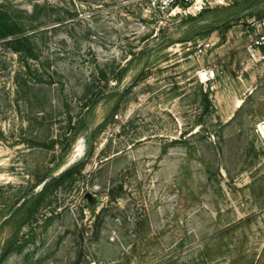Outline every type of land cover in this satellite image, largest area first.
<instances>
[{
  "label": "rangeland",
  "instance_id": "obj_1",
  "mask_svg": "<svg viewBox=\"0 0 264 264\" xmlns=\"http://www.w3.org/2000/svg\"><path fill=\"white\" fill-rule=\"evenodd\" d=\"M184 5L0 0V264H264V0Z\"/></svg>",
  "mask_w": 264,
  "mask_h": 264
},
{
  "label": "trees",
  "instance_id": "obj_2",
  "mask_svg": "<svg viewBox=\"0 0 264 264\" xmlns=\"http://www.w3.org/2000/svg\"><path fill=\"white\" fill-rule=\"evenodd\" d=\"M187 5H188V3H186V5H184V6H187ZM3 22H5V20L0 17V25H2V27H0V37L7 38L10 36L12 39L7 40V42L11 45H15L16 50H20V48L25 47V45L28 41L27 40L25 42V40L27 38L16 35L17 32H19V29H17L16 26L10 25L8 23H3ZM96 100L97 99H95L93 101L95 102ZM80 124H81V128L85 127L84 119L80 120ZM102 128H103V124L99 127L98 131L102 130ZM82 167H83V162L76 163V164L72 165L71 167H69L68 169H66L64 172H62L59 176L51 178L47 182V184L44 186V188L36 195L33 210H36V208L46 199L47 195L50 193V191H52L53 188H55L56 186H58L59 184H61L62 182H64L68 178H72L75 175H77V176L80 175L81 171H82ZM32 214L33 213H31L30 215H32ZM30 215H29V217H30Z\"/></svg>",
  "mask_w": 264,
  "mask_h": 264
},
{
  "label": "built area",
  "instance_id": "obj_3",
  "mask_svg": "<svg viewBox=\"0 0 264 264\" xmlns=\"http://www.w3.org/2000/svg\"><path fill=\"white\" fill-rule=\"evenodd\" d=\"M191 0H146L148 6H150L153 10L159 13L167 12L172 6L177 3L182 5L190 2ZM258 31L255 34L254 39L250 44V48H258L261 44H264V18L258 23ZM207 78L212 80L216 77V73L214 69H209L207 71ZM256 133L262 140L264 145V119L260 120L256 125Z\"/></svg>",
  "mask_w": 264,
  "mask_h": 264
},
{
  "label": "water",
  "instance_id": "obj_4",
  "mask_svg": "<svg viewBox=\"0 0 264 264\" xmlns=\"http://www.w3.org/2000/svg\"><path fill=\"white\" fill-rule=\"evenodd\" d=\"M53 177H54V175H51L48 179H46V181H44V182L41 184V186H40V188H39L38 190H35V191L30 192V193H29V194L23 199L22 202H25V201H26L29 197H31L32 195H34V194L40 192V191L44 188V186L47 184V182H48L51 178H53ZM19 206H20V204L12 210V212H11L10 215L14 214L15 211L19 208ZM10 215H9V216H10ZM8 218H9V217H8ZM8 218H7V219H8Z\"/></svg>",
  "mask_w": 264,
  "mask_h": 264
}]
</instances>
